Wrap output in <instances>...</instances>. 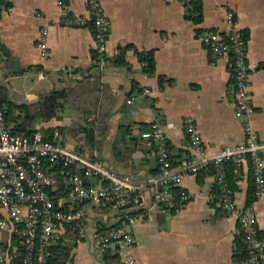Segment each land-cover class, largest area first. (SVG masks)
Here are the masks:
<instances>
[{
	"label": "crops",
	"instance_id": "0c3cea01",
	"mask_svg": "<svg viewBox=\"0 0 264 264\" xmlns=\"http://www.w3.org/2000/svg\"><path fill=\"white\" fill-rule=\"evenodd\" d=\"M61 1L70 15L88 14L85 0ZM101 2L110 21L108 60L102 70L93 66L92 25L62 23L64 11L59 0H0V86L9 95L11 88L34 94L27 102H38L54 88L68 91L58 115L38 121L34 128L45 134L58 129L63 144L87 157L102 158L139 185V200L133 208L147 212L133 225L135 264H234V237L240 225L235 214L225 213L210 197L215 188L213 169L183 177L176 188L189 191L192 197L181 206H159L148 183L158 161L140 133L158 122L175 162L187 156L214 154L226 144L244 140L247 121L235 112L232 58L224 54L212 62L199 37L208 28L224 30L225 14L230 10L236 27L247 36L248 89L254 105L249 121L258 139L264 141V0H202L203 17L198 24L185 18L181 0ZM45 21L49 22L47 58L37 46ZM126 44L153 50V73L143 71L134 48L126 50L128 65L110 61ZM159 76L167 80L161 84ZM131 95L138 96L128 103ZM188 116L203 138L201 152H194L188 139L184 124ZM78 124L93 128L92 147L86 134L76 129ZM122 124L129 127L126 133L120 130ZM48 173L56 177L53 187L57 197L63 198L68 176L64 170ZM252 183L251 164L246 160L234 190L239 207L246 205ZM97 202L92 199L81 205L89 230L112 226L119 219L117 210L96 208ZM255 209L257 224L264 230V193ZM67 240V264H106L115 255L112 248L98 250L89 237L77 241L69 236ZM15 245L16 239L8 230L0 231V248Z\"/></svg>",
	"mask_w": 264,
	"mask_h": 264
},
{
	"label": "built area",
	"instance_id": "2783aa9c",
	"mask_svg": "<svg viewBox=\"0 0 264 264\" xmlns=\"http://www.w3.org/2000/svg\"><path fill=\"white\" fill-rule=\"evenodd\" d=\"M59 3L64 11L62 23L92 25L94 61L102 70L107 62L110 21L101 0H85L88 14L82 16L68 14L66 4L61 0ZM225 26L224 30L208 28L199 37L212 62L233 52L234 105L236 114L246 117L244 140L226 144L214 154L187 156L175 162L169 155L167 139L158 122H153L140 135L147 140L158 161V169L148 178L155 202L164 208L181 206L192 197L183 188L175 190L183 177L211 167L217 192L211 191L210 197L225 213L236 215L243 231L246 258L242 264H264V233L257 224L255 209L264 193V141L258 139L249 121L254 105L248 89L250 66L246 42L230 10L225 14ZM48 27L49 22L41 23L37 42L43 58L50 53ZM142 92L146 93L147 89ZM138 95L129 96L127 102L132 103ZM184 124L193 151L201 152L204 142L196 122L188 116ZM61 139L58 129L50 134L39 129L29 135L13 133L0 104V231L8 230L17 243L0 248V264H50L51 246L61 242L66 223L73 224L77 241L89 237L98 250H114V257L106 264H135L133 225L147 212L133 208L139 200V185L112 169L102 158L87 157L63 144ZM246 160L251 164L255 198L250 204L239 207L227 181L226 165H231L232 176L238 180L243 176ZM54 164L66 168L69 179L66 195L56 201L49 192V187L57 184L56 177L48 173L49 166ZM92 199L98 200L96 208L110 207L119 212L116 225L89 230L81 205Z\"/></svg>",
	"mask_w": 264,
	"mask_h": 264
},
{
	"label": "trees",
	"instance_id": "16d2710c",
	"mask_svg": "<svg viewBox=\"0 0 264 264\" xmlns=\"http://www.w3.org/2000/svg\"><path fill=\"white\" fill-rule=\"evenodd\" d=\"M185 6L184 16L187 19L192 20L194 23H200L203 17V4L202 0H181ZM5 5H9V2H5ZM201 28L197 29L199 32ZM242 31V30H241ZM243 36L245 38V42L247 39L246 34L242 31ZM134 48L138 57V60L142 64V69L147 74H151L155 70V61L153 50H138L132 44H126L124 46L119 47V52L113 56L110 61L117 65H128V62L125 58V53L127 49ZM230 56L232 58V69L234 68L233 65V52H230ZM95 59V53L92 50V61L93 66H97ZM108 60V58H107ZM23 71V69H19L18 72ZM165 80L164 76H159V82L162 84ZM142 89H139L138 92H141ZM68 96V91L65 88H54L53 90L44 93L41 96V99L38 102H23L17 101L11 98L8 91L3 87L0 86V104L3 108L5 121L7 124L11 126V130L13 133L21 134V135H29L34 130L32 127L38 121L41 120H48L53 116H57L59 110L63 107L64 103L66 102ZM129 127L127 125H121L120 130L122 133H126ZM77 130H81L86 134L88 143L90 147L94 145V134L93 128L90 126H82L78 124L76 126ZM168 146V145H167ZM171 157V155H170ZM172 159V158H171ZM58 171L64 170L65 174L67 175V169L64 168L62 165L54 164L49 166L48 171ZM226 177L228 184L232 190L237 188L236 179L232 176L231 165L228 163L226 165ZM60 185L58 184L57 187ZM61 189V188H58ZM177 191L178 189L175 188ZM214 192H217V186L213 189ZM66 190L63 192V196L66 195ZM49 192L54 196L56 201L57 197V190L56 187H49ZM255 198L254 195V184L252 183L251 188L248 191L246 205L250 204ZM135 210H129V212H133ZM117 224V222H116ZM114 224V225H116ZM64 231L61 234V242L54 243L51 246V256L49 259L50 264H67V261L70 257V243L67 240V237L74 236L76 237V230L72 223H66L63 225ZM261 233H264V230H260ZM105 257H108L107 251L104 253ZM233 262L234 264H242L246 258V249H245V242L243 239V231L240 228L237 234L234 237V247H233Z\"/></svg>",
	"mask_w": 264,
	"mask_h": 264
},
{
	"label": "water",
	"instance_id": "95a60500",
	"mask_svg": "<svg viewBox=\"0 0 264 264\" xmlns=\"http://www.w3.org/2000/svg\"><path fill=\"white\" fill-rule=\"evenodd\" d=\"M10 96L14 100L27 102L31 97L34 96V94H25L24 92H21L15 88H11L10 89ZM34 129L35 128L32 127V130H34Z\"/></svg>",
	"mask_w": 264,
	"mask_h": 264
}]
</instances>
